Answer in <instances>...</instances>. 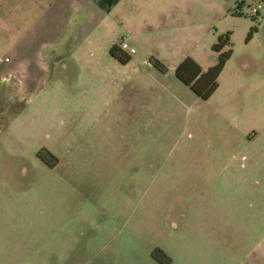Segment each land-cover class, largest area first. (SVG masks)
I'll list each match as a JSON object with an SVG mask.
<instances>
[{"label": "rangeland", "instance_id": "rangeland-1", "mask_svg": "<svg viewBox=\"0 0 264 264\" xmlns=\"http://www.w3.org/2000/svg\"><path fill=\"white\" fill-rule=\"evenodd\" d=\"M256 8H242L247 29L226 31L231 53L207 99L174 75L143 82L126 70L123 78L108 52L90 64L78 56L65 82H49L38 143L56 166L36 156L39 148L12 165L0 160V178L6 166L14 176L7 189L0 182V264H163L155 248L166 264L243 260L264 238Z\"/></svg>", "mask_w": 264, "mask_h": 264}, {"label": "crops", "instance_id": "crops-1", "mask_svg": "<svg viewBox=\"0 0 264 264\" xmlns=\"http://www.w3.org/2000/svg\"><path fill=\"white\" fill-rule=\"evenodd\" d=\"M252 2L264 24V0H0V160L12 165L33 148L53 155L38 143L47 119L45 90L49 82H65L63 71L72 70L78 56L90 64L124 41L134 49L127 61L110 55L123 78L131 70L136 81L176 82L170 77L182 59L202 69L212 65L216 37L236 24L247 29L242 8ZM12 176L6 166L3 189ZM236 264H264V238Z\"/></svg>", "mask_w": 264, "mask_h": 264}, {"label": "trees", "instance_id": "trees-1", "mask_svg": "<svg viewBox=\"0 0 264 264\" xmlns=\"http://www.w3.org/2000/svg\"><path fill=\"white\" fill-rule=\"evenodd\" d=\"M254 31L255 27H250L248 35ZM229 34V32H224L216 37L215 42L211 45V50L216 54V60L206 69L202 70L194 60L190 57H185L177 64L173 71L175 78L186 85L199 99H207L217 86V76L231 53ZM224 47H226L225 50H223ZM109 54L117 59L119 63H124L128 59L127 55L123 54L115 45L109 48ZM151 63L160 72L164 71L163 65L158 61L152 60ZM36 156L41 161L49 163L48 166H53L56 162L55 157L46 150L37 151ZM48 160H50L51 163L48 162ZM150 255L156 260L163 257L165 259L164 262H162L163 264H166L168 261V258L163 252L157 248L153 249Z\"/></svg>", "mask_w": 264, "mask_h": 264}, {"label": "built area", "instance_id": "built-area-1", "mask_svg": "<svg viewBox=\"0 0 264 264\" xmlns=\"http://www.w3.org/2000/svg\"><path fill=\"white\" fill-rule=\"evenodd\" d=\"M252 14H255V10H252ZM118 48L123 51L126 55H131L134 52V49L126 44L124 41H120Z\"/></svg>", "mask_w": 264, "mask_h": 264}]
</instances>
